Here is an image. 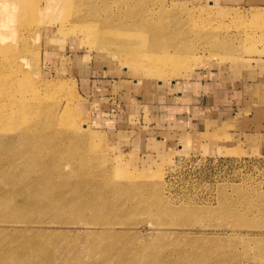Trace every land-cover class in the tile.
I'll list each match as a JSON object with an SVG mask.
<instances>
[{
    "label": "rangeland",
    "instance_id": "1",
    "mask_svg": "<svg viewBox=\"0 0 264 264\" xmlns=\"http://www.w3.org/2000/svg\"><path fill=\"white\" fill-rule=\"evenodd\" d=\"M37 1L39 8L21 9L9 37L0 32L1 47L24 46V71L17 70L16 82L14 75L8 77L12 91L18 90L32 105L25 122L7 116L0 124L7 128L17 124L9 131L15 133L36 118L43 119L44 136L55 139L62 149L58 161L63 164L52 175L68 176L64 181L57 178L61 186L53 178L48 187L98 186L110 205L104 213L91 207L82 211L53 207L22 219L1 209L0 264L5 259L4 264H26L31 254L41 259L39 264H264V156L169 149L159 161L155 157L134 161L112 143L110 128L88 117L90 98L84 96L76 67L87 66L91 77L170 83L202 66L262 58L264 13H258L264 6L202 0H59V5L44 9L45 0ZM92 4L98 6L93 18L79 11ZM123 13L149 16L159 28L165 25L168 30L155 39L173 42L172 55L182 53L185 66L159 74L138 63L132 52L108 46L94 34L100 25L95 21ZM0 58L4 62L2 54ZM5 70L13 71L8 66ZM13 152L12 147L0 152V162ZM10 186L1 182L4 191ZM49 191L36 197L45 198Z\"/></svg>",
    "mask_w": 264,
    "mask_h": 264
},
{
    "label": "crops",
    "instance_id": "2",
    "mask_svg": "<svg viewBox=\"0 0 264 264\" xmlns=\"http://www.w3.org/2000/svg\"><path fill=\"white\" fill-rule=\"evenodd\" d=\"M202 1L264 6V0ZM76 67L90 98L88 117L110 128L112 143L134 161H159L169 149L264 156V57L202 66L170 83L91 77L87 66Z\"/></svg>",
    "mask_w": 264,
    "mask_h": 264
},
{
    "label": "bare ground",
    "instance_id": "3",
    "mask_svg": "<svg viewBox=\"0 0 264 264\" xmlns=\"http://www.w3.org/2000/svg\"><path fill=\"white\" fill-rule=\"evenodd\" d=\"M80 1L82 2L83 0ZM40 2L37 0H0V25L4 23L3 21H5L7 25H8L7 22H9L8 27H6V24L1 25L2 27L0 26V32L3 33L2 35H6L7 37L10 36V32L13 30V26H14L13 22L17 19L19 15L18 13L21 11V9L31 10L36 7L39 8ZM59 4H60L59 0H45L44 6L43 5L42 6L44 9L45 8L51 9ZM95 5L96 4H94V6L93 4L92 6L89 5L90 6L89 9L79 7L80 8L79 11H85L87 16L94 17L93 14L94 12H96L95 10L98 9V6L95 7ZM75 6L77 7L78 5L76 4ZM105 6L107 8L106 4ZM121 11L122 10H120V12ZM262 13L264 12L262 9H260L258 14H262ZM124 14L125 13H123V15H118V17L116 15L117 18L114 17L104 18L100 21L99 20L95 21L98 23V25L99 24L100 25L98 26L94 34H97L99 37L104 38V42L108 46H115L116 47L115 49L117 50L132 52L135 55V57L138 56L137 58H135V59L139 58L138 63L141 62L142 64H145L146 67L150 68L152 71L159 72V74L160 72H165V73L176 72L180 70L183 66H185L187 61L185 60L186 57L183 58L181 57L182 55L180 54L182 53H179L177 55H172V51L176 47L173 42L172 43L169 42L165 44L164 42L159 41L160 37L162 36V32H165L166 29L168 30V28L165 25L161 24L159 28L157 21L149 18V16L144 17L143 15L142 17L144 18H142L141 16L140 18H135L131 16L132 14L131 15L129 14V16L127 14H125L124 16ZM151 16L153 15L151 14ZM155 37H159V39L156 40ZM1 42H3V40L0 38V54H2L4 57L3 59L4 62L0 63V75H2L4 80V85L0 83L3 85V86L0 85L1 86L0 87V118L1 119L7 118V116H9V118H16V121L23 123L25 122V118L29 117L27 111H29V109L30 110L32 109L31 108L32 105H30V103L27 102V98L25 96L23 97L22 94H19L17 92L18 90L16 91V93L12 91V87H14L13 86L14 84L12 83L13 85L12 86L10 85L12 80H10L11 77L8 76L14 75L12 76V79L14 82H16V80L19 78L16 75V73L18 72L17 70L24 71V65H25L24 62L26 58L25 54L23 53L24 46L14 47L9 45V46L1 47ZM103 48H108V47H103ZM184 54L185 52H183V55ZM7 66L9 68H12L14 72L13 71H9V73L4 72L6 71L5 68ZM18 76L20 75L18 74ZM2 77L0 78V80L2 79ZM38 106L40 107V105ZM49 113L50 112H48L47 114ZM41 118L42 117H40V119ZM37 119L38 118H36V122L34 123H32L31 121H30L31 124L26 123L27 125L20 127L18 131L16 130L17 132L15 133H11L9 131L10 130L13 131L14 129H16L17 124H15L14 126L13 125L8 126L9 128H7V126L4 127L0 124V140L3 142V144L0 143V152H10L11 147L14 149L13 154H11L8 157L6 162H0V165L3 164L2 166H0V210L6 208V210L8 209V211L3 210V212L16 213L18 216H21L20 219H22L23 217L24 218L28 217L30 213L39 215V213L47 212L48 210H50L48 208L52 209L53 207H57V208L69 207L77 211H82V209L85 210V208L91 207L92 210H97L100 213L109 211L107 210L110 205L108 203L109 200L103 199L102 190H99L100 188H98V186L97 188H95L93 185L92 187L94 188L91 189L89 187L90 190L88 188L86 190L83 189L82 186L79 184H76L75 186L66 184L64 185V187H60L61 185L59 183L61 181L58 183L57 178L59 177L60 180L64 181L68 179V176L64 174H63L64 176L63 175L60 176L58 175L59 172L57 174L58 176H53L52 173L54 170L61 168L60 165L63 164L62 162L59 165V161H58V159L60 160V157H62V156L59 157L58 154L61 145L59 142L55 141V139H53L52 137L44 136L45 133L44 132L45 128L43 127L44 121L43 119L42 120L39 119L37 120ZM49 123L51 122L49 121ZM60 151H62V149ZM77 163L79 162L77 161ZM19 168L33 169L34 172L30 173L29 175H22V173L20 172L16 173L14 171V169H19ZM74 174L76 175V173ZM88 176H90V174ZM53 178L56 179V183H58V185L60 186L56 187L57 186L56 184H55L56 186L51 185V189H50L48 187L49 186L48 183H50L51 181L50 184H52ZM87 179L90 178L87 177ZM1 182H7L8 184L11 185L10 186L11 188L5 191L2 190ZM45 189L50 190L49 192L45 193L46 195L45 198L36 197V194L40 192L43 193ZM19 190L20 192H18ZM35 206L38 207L36 210L30 209L31 207L36 208ZM29 256L30 259L26 262V264L40 263L41 259L40 258L37 259V255L31 254ZM5 260L1 261V264H4ZM42 261L45 263L51 262L50 259H46V260L43 259Z\"/></svg>",
    "mask_w": 264,
    "mask_h": 264
}]
</instances>
